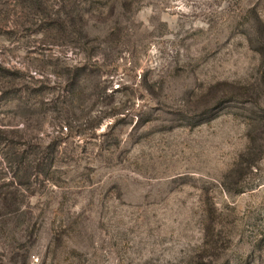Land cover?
<instances>
[{"label": "rangeland", "instance_id": "374dc122", "mask_svg": "<svg viewBox=\"0 0 264 264\" xmlns=\"http://www.w3.org/2000/svg\"><path fill=\"white\" fill-rule=\"evenodd\" d=\"M2 136L0 264H264V0H0Z\"/></svg>", "mask_w": 264, "mask_h": 264}, {"label": "trees", "instance_id": "16d2710c", "mask_svg": "<svg viewBox=\"0 0 264 264\" xmlns=\"http://www.w3.org/2000/svg\"><path fill=\"white\" fill-rule=\"evenodd\" d=\"M4 137H5V136H2L1 139H3V141H2V140L0 141V143H2V145H3V149H2V150L7 149V148H8V145H12V144H14L13 139H11V138H4ZM4 151H5V150H4ZM1 154L4 155V152L2 151ZM1 154H0V156H1ZM17 158H18V155H17L16 152H14V159H17ZM1 160H2L4 163L6 162L3 156H2V158H1ZM12 180L14 181V183H15V182L18 183L17 180H16V178H15V176H13Z\"/></svg>", "mask_w": 264, "mask_h": 264}]
</instances>
